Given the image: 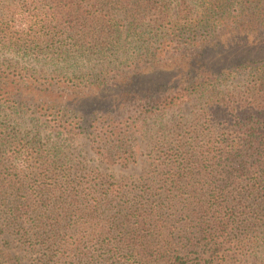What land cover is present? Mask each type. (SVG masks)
Segmentation results:
<instances>
[{"label": "trees", "instance_id": "16d2710c", "mask_svg": "<svg viewBox=\"0 0 264 264\" xmlns=\"http://www.w3.org/2000/svg\"><path fill=\"white\" fill-rule=\"evenodd\" d=\"M154 3L0 0V108L19 97L24 107L22 71L8 55L64 57L58 39L88 40V27L120 23L116 12L134 26ZM244 69V91L206 109L207 130L194 141L162 146L168 151L137 185L77 179L76 167L0 123V264H24L22 252L35 264H227L239 256L244 263L264 240V59ZM108 128L114 147L102 148L106 159L117 148L119 161L130 162L120 128Z\"/></svg>", "mask_w": 264, "mask_h": 264}, {"label": "rangeland", "instance_id": "374dc122", "mask_svg": "<svg viewBox=\"0 0 264 264\" xmlns=\"http://www.w3.org/2000/svg\"><path fill=\"white\" fill-rule=\"evenodd\" d=\"M153 1V10L134 26L116 12L121 22L88 27V40L58 39L64 57L48 50L38 57L8 55L22 71L24 107L17 104L20 97L1 106L0 123L76 167L75 178L99 185H137L152 160L168 151L162 146L206 132L205 110L244 91V66L264 59V0L262 6L249 0ZM94 122L99 130L93 134ZM111 124L120 128L130 162L119 161L117 148L109 159L102 152L114 147L107 138ZM20 254L24 264H35ZM244 256V263L239 256L227 264H264V240Z\"/></svg>", "mask_w": 264, "mask_h": 264}]
</instances>
